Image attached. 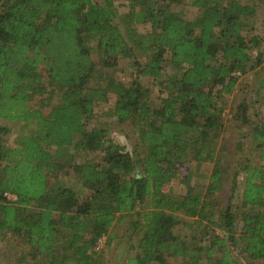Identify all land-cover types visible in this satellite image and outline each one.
<instances>
[{
  "label": "trees",
  "instance_id": "trees-1",
  "mask_svg": "<svg viewBox=\"0 0 264 264\" xmlns=\"http://www.w3.org/2000/svg\"><path fill=\"white\" fill-rule=\"evenodd\" d=\"M114 1L0 0V121L20 123L10 143L0 123V228L45 264H96L97 242L127 217L138 233L127 264H239L233 249L248 264L264 261V117L236 105L257 157L238 163L222 209L227 171L216 145L226 129L218 100L239 76L255 70V95L264 92V35L253 25L264 0H126L119 22ZM171 3L199 14L188 19ZM125 58L129 83L115 78ZM138 75L160 81L159 103ZM108 95L117 121L134 127L131 149L106 125H86ZM89 153L100 160L79 159ZM191 162L212 163L204 191H165Z\"/></svg>",
  "mask_w": 264,
  "mask_h": 264
},
{
  "label": "rangeland",
  "instance_id": "rangeland-1",
  "mask_svg": "<svg viewBox=\"0 0 264 264\" xmlns=\"http://www.w3.org/2000/svg\"><path fill=\"white\" fill-rule=\"evenodd\" d=\"M101 2L102 0H94ZM126 0H115L114 5L117 10L115 22H119V15L127 12ZM170 9L180 12L184 17L191 19L199 14L198 10L188 4H170ZM257 14L253 19L255 31L259 35H264V5L256 7ZM139 30H144L143 25L137 26ZM256 49L252 51L255 55ZM95 61L98 60L94 56ZM129 59H121L115 68V78L124 83H129L134 74V68L130 66ZM103 67L98 64L92 76V84L98 83L99 78L103 75ZM45 76V74H43ZM239 75V74H238ZM140 75H138L139 77ZM257 73L255 70L239 76V81L234 87L230 95H224L218 102L223 106L222 120L226 129L216 139L217 151L222 157L223 167H226L227 177L223 180L222 189L218 193V203L222 209L227 204V198L230 195V181L232 173L239 168L238 163L242 159L254 160L257 157V150L252 138L247 135L248 128L233 116L236 112V105L244 100L250 107V118L256 120L259 117H264V92L261 96L255 95L254 89L257 83ZM45 80L47 78L45 77ZM140 80L144 88L148 89L150 102L157 104L160 98L165 95V90L159 80L152 77L140 76ZM59 99L56 96L53 102ZM114 102L115 97L108 95L105 101H100L95 106V111L92 117L87 121L86 125L91 128L94 125H106L109 129L110 137L118 143L124 144L128 149L135 142V131L130 121L120 123L114 117ZM46 112L48 109L45 110ZM11 128L12 132L3 137L5 143H10L19 131L20 123L1 122ZM247 135V136H246ZM53 154H59L60 148L55 146L50 147ZM100 154L89 153L86 157L81 158L91 159L95 162L100 160ZM76 158L77 161H80ZM212 168L211 162H203L197 164L194 162L186 163L180 171L175 174L173 180L164 186V190L173 194H180L186 190L187 185H191L196 191H204L209 183V174ZM67 178V177H66ZM68 181L74 182V177L69 175ZM240 187V185H239ZM8 199H14L13 195L8 194ZM236 203H240V188L235 196ZM132 217L122 219L120 222L116 220L114 224L107 230L106 234L99 242L96 256V264H127V260L133 257L136 253L138 233L132 228L130 221ZM236 219V226L238 227ZM175 231L180 234L186 233L187 229L178 226ZM109 235L113 238L110 244H106ZM232 255L237 258L239 264H248L249 259L233 249ZM42 257H33L28 252V246L16 235L10 232L8 228H0V264H45ZM174 259L169 258L168 261ZM254 264H264L263 260L254 261Z\"/></svg>",
  "mask_w": 264,
  "mask_h": 264
},
{
  "label": "built area",
  "instance_id": "built-area-1",
  "mask_svg": "<svg viewBox=\"0 0 264 264\" xmlns=\"http://www.w3.org/2000/svg\"><path fill=\"white\" fill-rule=\"evenodd\" d=\"M100 240H101V238L99 239V241L96 244V247H95L96 250L99 248V242H100Z\"/></svg>",
  "mask_w": 264,
  "mask_h": 264
}]
</instances>
